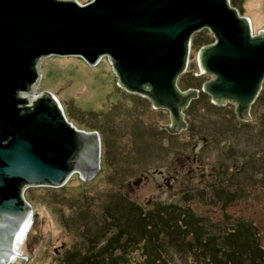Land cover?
I'll return each mask as SVG.
<instances>
[{
  "label": "water",
  "instance_id": "95a60500",
  "mask_svg": "<svg viewBox=\"0 0 264 264\" xmlns=\"http://www.w3.org/2000/svg\"><path fill=\"white\" fill-rule=\"evenodd\" d=\"M202 29L213 41L198 49L195 64L211 78L200 90H181L178 78L194 67L191 37ZM49 56L89 66L106 57L117 86L166 111L169 123L160 126L177 135L200 92L251 121L264 82V29L253 35L229 0H0V264L16 254L32 216L26 188H58L73 173L89 180L99 169L98 132L78 129L53 93L35 91Z\"/></svg>",
  "mask_w": 264,
  "mask_h": 264
},
{
  "label": "rangeland",
  "instance_id": "374dc122",
  "mask_svg": "<svg viewBox=\"0 0 264 264\" xmlns=\"http://www.w3.org/2000/svg\"><path fill=\"white\" fill-rule=\"evenodd\" d=\"M77 1L85 4L90 0ZM251 1L229 0L230 5L234 6L240 15L252 20L251 30L254 35L259 29H264V0H259L260 6L250 8L248 3ZM212 41L213 38L207 29H202L191 37L188 63L194 67H187L186 72L178 78L177 85L181 90L188 87L198 89L201 81L211 78L210 75H200L195 63L198 49ZM40 71L41 77L35 91L38 93L48 90L53 93L67 119L78 129L98 132L99 169L89 180L84 181L77 173H73L61 187L25 189L23 196L31 206L32 216L26 233L15 247L24 258L11 264L92 262L94 253L103 245L102 239L117 230L119 225H125L122 224L121 218L118 225L109 221L130 209V203L125 200L124 204L118 194L127 191L126 182L137 177H143V180L130 198L143 211L148 209L145 206L146 201L156 198L164 202L172 200L181 206L188 204L189 209L202 217L197 221L201 231L200 240L191 242L193 252L203 250L208 236L221 233L222 228H236L234 223L237 219L249 221V225L254 228L248 236L251 240H256L257 235L264 238V189L242 187L246 181H256L255 175L249 177L253 171L252 158L256 155L252 153L253 149H257L258 156L264 151V128L258 123L261 121L264 124V82L255 111L251 112V116L258 121L254 123L251 137H245L248 131L244 125L232 123L224 117L231 109L223 106L210 107L204 98L200 102H192L183 111L189 127L177 135H170L163 129L164 126H160L169 123L168 114L153 109L146 98L118 87L116 76L106 57H101L95 66H89L78 57L49 56L40 63ZM191 75L196 78L191 79ZM231 118L235 120L233 114ZM238 126L240 128H236ZM226 130L227 135L228 132H232L236 137L241 135L236 139L240 140L244 147L240 143L239 149L246 148L247 153L233 152L232 149L223 153L222 143L225 135L222 132ZM235 136L230 138L231 141ZM204 137L209 138L207 143L202 141ZM185 155L189 157L187 161ZM221 156H234L233 160L237 164L235 168L227 166L230 173L240 168L238 164L245 159L250 163H245V168L239 172L241 176L237 183L242 184L237 188L242 190L241 199L219 208L218 201L214 200L211 194L216 181L211 180L212 185H199L198 177L187 178L186 170L194 165L191 162L193 157L199 158L202 166L207 169L210 165L217 166V160ZM181 163L185 164V167L181 166ZM257 165L258 168L263 166L259 163ZM158 171L164 174H178L173 189L165 192L156 189V182H161L156 174ZM263 176V172L257 175L258 178ZM195 193L198 196H195ZM116 202L118 204H115ZM196 215L193 218H196ZM52 224L55 232L50 230ZM193 229L195 230L194 227ZM216 236V240L206 247L223 246V242L220 243L222 238ZM262 244L264 245V242ZM127 252L128 255L137 257L138 250L131 249ZM91 254V258L85 260V256ZM175 255L174 264H199L187 253L179 257L178 251H175ZM192 256L201 262L199 254ZM262 262L260 264H264V260Z\"/></svg>",
  "mask_w": 264,
  "mask_h": 264
},
{
  "label": "trees",
  "instance_id": "16d2710c",
  "mask_svg": "<svg viewBox=\"0 0 264 264\" xmlns=\"http://www.w3.org/2000/svg\"><path fill=\"white\" fill-rule=\"evenodd\" d=\"M195 78L191 75V79ZM202 83L203 81L199 83L200 87ZM258 123L264 128L261 121ZM225 186L227 187L225 190H223L224 187L222 189L217 186L211 190L214 200L219 203V208L243 196L242 190L235 185L227 183ZM244 188L249 187L244 186ZM194 195L198 196L197 193ZM118 197L125 204V197L122 194H118ZM188 207H190L188 204L181 206L175 203L173 206H165L164 209L143 211L131 203L130 209L125 214H120L109 221L118 225L121 218L123 219L122 224L125 225H119L117 230L102 239L103 245L94 253L95 258L92 262L89 261L87 264H101L102 262L103 264H174L175 251H178L179 257L185 256L186 253L191 255V258L199 264H260L264 260V245L262 244L264 238L257 235L256 240H251L248 236L254 228L249 225V221L239 219L234 223L236 228L234 226H230L231 228L227 230L222 228L221 233L208 236L205 247H202L203 250L198 249V252H193L191 242L200 240L201 231H199L200 226L197 225V221L202 217L196 215ZM194 215L197 217L193 218ZM216 235L222 238L220 243L223 242V246L206 247L207 244L216 240ZM131 249L138 250L137 259L134 255L133 257L128 255L127 251ZM192 254H199L201 262L197 261L198 259ZM91 256L92 254L85 256V260ZM104 256H106L105 259Z\"/></svg>",
  "mask_w": 264,
  "mask_h": 264
},
{
  "label": "flooded vegetation",
  "instance_id": "af4514ba",
  "mask_svg": "<svg viewBox=\"0 0 264 264\" xmlns=\"http://www.w3.org/2000/svg\"><path fill=\"white\" fill-rule=\"evenodd\" d=\"M206 81V80H205ZM204 82V81H203ZM188 88H191V87H188ZM188 88H186V89H188ZM200 88L201 87H199L198 89L200 90ZM185 90V89H184ZM259 97H260V94H259V96L257 97V99L255 100V102L251 105V108H250V116H251V112H253V111H255V108H256V103L258 102V100H259ZM202 98H204L205 100H206V102H207V104L210 106V107H213V106H216V105H213L211 102H210V98L206 95V94H204V93H202V92H200L199 94H198V98L196 99V100H194V101H196V102H200L201 100H202ZM194 101H191V103L192 102H194ZM190 103V104H191ZM189 104V105H190ZM218 107H222V106H218ZM223 107H227V108H229V113H226V114H224V117L226 118V119H230L231 120V122L232 123H236V122H238L239 123V125L240 126H245V128L247 129V133H245V137H251V135L253 134L252 132H254V131H252L253 130V126H254V123L256 122H258L253 116H251V121H248V122H244V121H239L237 118H236V116H235V114H234V106L232 105V104H230V103H227V104H225ZM166 112V111H165ZM167 113V112H166ZM168 114V113H167ZM234 115V118H235V120L234 119H232L231 118V115ZM231 123V124H232ZM237 123V124H238ZM240 126H238V127H236V128H240ZM189 127V124H188V122H187V128ZM186 128V129H187ZM210 133H212V132H210ZM223 133V135H225V137H224V141H223V143L222 144H224V143H226L227 144V146H226V149L224 150V152L223 153H227V152H229L231 149H232V151L233 152H237V151H239V152H243V153H247V150H246V148H243L242 150H240L239 148H240V143H241V141L240 140H238V139H236V138H239L241 135L239 134V135H237V137L235 136V135H233V134H231L232 132H228L229 134L227 135V130L226 131H224V132H222ZM235 136V138H234V140L233 141H231V137H234ZM244 136V135H243ZM209 138H207V137H204V138H202V141L204 142V143H207V140H208ZM245 140V139H244ZM209 142V141H208ZM242 142H246V141H243L242 140ZM221 144V145H222ZM242 144V143H241ZM242 146L244 147V144H242ZM249 146H251V144L249 145ZM221 147V146H220ZM220 149V148H219ZM221 150V149H220ZM253 151L254 152H252V153H255L256 155H254V158H252V162H253V171L251 172V174L249 175V177L250 178H252V177H254V175H255V182L254 183H252V179L251 180H249V181H246L245 183H243L244 185H242V187H244V186H247V187H249L250 189H255L256 187H261V188H263L264 189V176L263 177H261V178H258L257 177V175L258 174H260L261 172H263L264 173V151L262 152V155H257V153H256V151H257V149H253ZM184 158H185V161H187V159L189 158L188 156H184ZM233 158H234V156H233ZM233 158L231 157V156H228V157H224V156H221V157H219L218 158V160H217V166H214V165H210L207 169H205L203 166H202V164H201V160L199 159V158H196V157H193L192 159H191V162L194 164V165H192V166H190L189 167V169H187L186 170V173H187V178H189V179H194V178H196V177H198V179H199V182H200V184L199 185H204V184H211V180H214V181H216V183H214V186L216 187H219V188H221L222 187V189H223V187H224V189L223 190H225L227 187L225 186L227 183H230L231 185H235L236 187H239L241 184H238L237 183V181H238V179H239V176H241L240 175V173L239 172H242L243 171V169L245 168V163H248L249 161L247 160V159H245L243 162H241L240 164H238V165H240V168H237V169H234V172L232 171L231 173L230 172H228V167L227 166H229V168H235V164H237V163H235L234 162V160H233ZM246 158H247V156H246ZM259 159V160H258ZM250 163V162H249ZM248 163V164H249ZM261 164V165H263L261 168H258L257 166H259V165H257V164ZM183 163H181V166H183V167H185V164H183ZM236 172L238 173V174H236ZM156 174H158V176H159V178L161 179V182L160 181H157L156 182V189L157 190H161V191H167V190H171V189H173V187L175 186V182H177V180H178V174L177 173H173V174H171V173H169V174H164L162 171H158ZM244 177V176H243ZM249 177H245V178H249ZM148 178H150V177H148ZM216 178L218 179V180H216ZM246 179V180H247ZM143 180V177H137L136 179H134V180H129V181H127L126 182V187H127V191H125L124 193H122V195L125 197V200L127 201V202H129L130 203V205H131V203H133L132 202V199L130 198V195L132 194V193H134V191H135V188L139 185V183L141 182ZM136 182V183H135ZM190 182V181H189ZM249 182V183H248ZM185 184H187V182H184ZM261 183V184H260ZM260 184V185H259ZM212 185V184H211ZM255 185V186H254ZM257 185V186H256ZM193 186V185H192ZM193 191V190H192ZM222 191V190H221ZM159 201L161 202V203H159ZM175 203L176 202H173L172 200H168V201H166V202H164V201H161V200H157L156 198H150V199H148L147 201H146V204H145V206H147V210H151V211H154V210H157V209H159V208H161V209H164V207L166 206H173V205H175ZM146 211V210H145Z\"/></svg>",
  "mask_w": 264,
  "mask_h": 264
},
{
  "label": "bare ground",
  "instance_id": "6f19581e",
  "mask_svg": "<svg viewBox=\"0 0 264 264\" xmlns=\"http://www.w3.org/2000/svg\"><path fill=\"white\" fill-rule=\"evenodd\" d=\"M248 5H249V7L251 8L252 6H260V1L258 0V1H254V0H252L251 2H249L248 3ZM258 18H259V16H258ZM250 22H251V24H252V20L250 19ZM78 179V178H77ZM30 219L31 218H29V220L26 222V224L23 226V228L19 231V233H18V235H17V237H16V240H15V247L17 246V244H18V242L21 240V238L24 236V234L26 233V229H27V227H28V223H29V221H30ZM44 222H45V220H44ZM51 227H50V230H52L53 232H55V228L53 227V224L52 225H50ZM14 247V250H15V252H16V254L15 255H13L10 259H9V262H8V264H11L13 261H15V263L17 262V261H20V260H22L23 258H24V255L23 254H19V252H18V250H16V248Z\"/></svg>",
  "mask_w": 264,
  "mask_h": 264
},
{
  "label": "built area",
  "instance_id": "2783aa9c",
  "mask_svg": "<svg viewBox=\"0 0 264 264\" xmlns=\"http://www.w3.org/2000/svg\"><path fill=\"white\" fill-rule=\"evenodd\" d=\"M14 247H15V245H14Z\"/></svg>",
  "mask_w": 264,
  "mask_h": 264
},
{
  "label": "clouds",
  "instance_id": "9594fccd",
  "mask_svg": "<svg viewBox=\"0 0 264 264\" xmlns=\"http://www.w3.org/2000/svg\"><path fill=\"white\" fill-rule=\"evenodd\" d=\"M14 245H15V243H14Z\"/></svg>",
  "mask_w": 264,
  "mask_h": 264
}]
</instances>
